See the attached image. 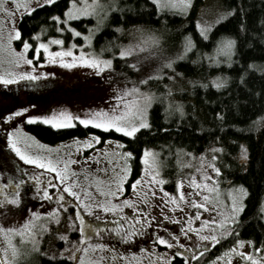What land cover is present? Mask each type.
<instances>
[{"label":"rangeland","instance_id":"1","mask_svg":"<svg viewBox=\"0 0 264 264\" xmlns=\"http://www.w3.org/2000/svg\"><path fill=\"white\" fill-rule=\"evenodd\" d=\"M26 2L27 0H17L20 5L17 7V3L7 0L6 7L11 11H0V75L14 80L7 84L0 82V179L16 182L31 176L33 182H25L18 189L19 204L7 203L4 207H0V229L20 231L21 226L27 222L36 242L32 243L31 239L21 242L18 235L8 233L18 251V254L12 257L9 250L8 259L12 261V264H35L39 255H44L66 257L73 264H81V258H83V264H170L172 257L180 254L185 258L186 264L203 261L207 255L205 253L216 242L202 240L200 236L214 234L218 242L224 232L221 222L226 218L236 220L241 210L233 217L232 205L235 203L239 207L243 205L244 199V194L240 191H227L222 187L217 173L209 167V163L217 165L216 159L214 161L211 159L218 153L214 151L216 148L212 147L203 154L181 155L172 176L164 172L158 153L147 149L150 150L149 155L145 156L144 151L142 155L144 165L137 178L143 176L145 183L137 185V188L133 190L132 183L137 179L130 184V157L124 155L128 152H125L119 143L108 141L101 144L100 139L93 140L95 136L90 135L49 145L41 143L26 131V124L43 123L39 120L30 122L29 116L54 117L55 122L64 125L59 128H68L80 123L75 117L92 118L93 114L100 110L111 114L110 110L125 107L123 101L134 100L133 94H125L127 90L134 87L151 94L152 106L156 98L151 85L153 80H156L157 84L159 82L165 84L172 92L181 91L188 82L177 71L176 63L186 59L193 47L184 52L185 39L180 36L164 28L139 27L129 31L127 42L122 48L129 50L131 54L124 57L118 54L119 60L115 62L114 58L105 57V54H100L93 49L95 34L101 28V22H99L91 33L75 30L81 34L79 35L81 43L72 40L66 44L63 35L52 36L47 40H39L32 50L31 47L25 50L23 44L17 45L20 36L16 38L13 29L18 30L22 17L29 14L23 7ZM194 2L195 0H192L191 7ZM40 3L41 6L44 5L42 0ZM100 3L102 7L97 8V14L94 16L103 19L107 7L101 0ZM36 4L37 0H30L29 6L36 9L38 8ZM191 7L185 11L179 8L165 9L185 14ZM225 11L222 0H204L197 12L196 21L211 23L212 26L206 33L208 34L217 24L213 23L214 21L219 18L220 22L225 18V13H228ZM87 17L72 18L67 21ZM199 31L201 32V29ZM10 35L12 38L9 40ZM73 36L79 37L74 33ZM85 36H90L89 41H85ZM55 39H60L63 43H52L51 41ZM154 39L158 42L154 43ZM41 43L48 45L49 52L70 50L72 55L50 57L45 54L43 48L37 49ZM10 49L18 53L22 52L23 56L32 63H25ZM81 53L86 58L99 57L109 60L111 66L100 71L88 64L73 63L74 58L78 59ZM181 53H183L182 58H177ZM53 60L56 62H52ZM61 60L64 64L71 63L73 66L66 67L60 63ZM168 60L172 61L171 67L167 66ZM25 72L31 73L37 79L33 80L29 77L14 79L11 75L14 73L18 77ZM42 73L46 75H41ZM142 80L145 83H140ZM28 81L35 83L25 90H13L14 84L21 85ZM37 83L51 84L50 88H37ZM151 106L147 108L148 125ZM21 109H27V111L21 112ZM12 113L19 114L11 115ZM69 115L73 118L70 122L66 119ZM9 116H11L10 119H5ZM83 126L95 127L94 124ZM141 128L144 127L138 130ZM8 133H12L14 138L20 137L18 146L22 150L27 146L30 154L40 156L45 163L51 159L57 171L21 160L9 146ZM88 141H91L90 147L86 146ZM153 162L155 168L151 167ZM66 163L67 180L62 183L57 176L65 174ZM125 169L128 170L126 178L123 175ZM146 173L156 174V180L162 179L164 182L149 184L148 182L153 180V175ZM193 179L197 184H206L208 187H193ZM116 181H122V192L115 196L101 195V190L115 191L118 186ZM177 182L180 183L179 189ZM65 184L71 188L72 192L78 193L79 198L70 192H65ZM44 189L48 191V198L43 196ZM145 193L148 195L146 196ZM165 193L168 195L165 196ZM181 193L184 195L183 200H180ZM61 196H63L62 200ZM125 199L130 200L132 205H124ZM97 204L109 207L116 204L120 207L115 211L104 212L103 208L96 206ZM199 204H204L205 207H199ZM32 213H37V217H33ZM77 213H79V219ZM145 213L148 215L146 216ZM132 217H140L141 221L148 220L145 226L146 232L138 239L133 237L131 240H124L122 239L124 231L133 224L141 225L132 220ZM213 220L217 223H211ZM121 224L123 227L118 228ZM189 224L192 231L187 226ZM202 224L206 226L201 228ZM231 224H225L224 227ZM197 232L200 235H197ZM82 236L86 237L83 242H81ZM158 236H163L172 244V247L160 244ZM61 237H67V239H61ZM243 242L244 247L234 245L231 249L235 247L236 251H229V249L224 254L209 259L206 264H228L229 260L232 264H252L251 260L244 261L238 254L245 250L264 264V254L255 251L256 248L252 243H248L249 241ZM98 244L107 245V247L103 250L95 249L94 246ZM5 247H7L5 233H0L2 260L5 258V253L2 251ZM141 247L146 249L144 253H140ZM85 249H87L86 252ZM132 253L136 254L135 258Z\"/></svg>","mask_w":264,"mask_h":264},{"label":"trees","instance_id":"2","mask_svg":"<svg viewBox=\"0 0 264 264\" xmlns=\"http://www.w3.org/2000/svg\"><path fill=\"white\" fill-rule=\"evenodd\" d=\"M101 2L107 7L103 19L90 16L67 24L64 12L71 6L70 0H56L34 9L18 24L17 45L27 41L32 50L39 40L62 35L66 44L72 40L81 43V36L75 38L71 30L87 33L101 22L93 49L117 62L130 30L164 28L192 41L193 48L187 58L176 63L177 71L188 82L181 91L172 92L165 84L153 80L156 98L149 110V126L131 137L80 123L54 128L37 122L26 124V131L49 145L90 135L99 137L101 144L119 143L125 152L132 153L130 184L142 171L146 149L158 153L169 176L174 175L181 155L203 154L212 147L222 149L216 155L220 184L227 191L242 186L247 194L235 222L226 227L230 234L223 232L203 261L196 264H206L209 259L224 254L237 240L251 241L264 254V0H222L228 13L208 32L207 39L201 35L196 21L204 0H195L185 14L167 9L157 14L152 0ZM113 4L116 9L110 11ZM53 17H60V22ZM224 39L235 41L230 54L218 51V44ZM241 145L247 151L246 156L241 155ZM35 264L73 262L66 257L39 255ZM170 264H186V260L175 254Z\"/></svg>","mask_w":264,"mask_h":264},{"label":"snow or ice","instance_id":"3","mask_svg":"<svg viewBox=\"0 0 264 264\" xmlns=\"http://www.w3.org/2000/svg\"><path fill=\"white\" fill-rule=\"evenodd\" d=\"M13 3H17V0H12ZM54 2V0H42V3L45 5H50ZM191 2L192 0H152V3L156 6L157 9V14H159L161 11H163L165 8H169V9H175V8H179L181 11H185L187 8L191 7ZM7 4V0H0V11H4V12H10L11 10L6 7ZM30 5V0H27L26 3H24L23 7L26 9L27 12L31 13L34 9L32 7L29 6ZM70 7L68 9L65 10L64 12V23L67 24V19H72V18H79V17H87V16H94L97 14V8L98 7H102L100 0H79V4L77 3V0H70ZM20 5L17 3V7H19ZM37 7L41 6L40 0H37ZM116 9V5L113 4L112 8L109 9L110 11ZM118 10V9H117ZM105 15H107V13H105ZM222 18V17H221ZM53 19H55L58 23L60 22V17H53ZM219 22V18L214 21L213 23H218ZM211 23L208 22H198L197 23V28L201 29V35L207 39V31L211 28ZM59 31H63L64 29H58ZM117 31H120L119 28L116 29ZM14 33H15V37L19 38L20 33L18 30L13 29ZM74 35H81L80 33L76 32L75 29H72ZM91 33V30H90ZM37 37L39 34H36ZM11 35L9 37V40L11 39ZM85 41H89L90 36H85L84 37ZM52 43L55 44H62L63 41L60 39H55L51 41ZM154 43H157L158 41H156L155 39L153 40ZM235 44L234 40L231 39H224L222 42H220L218 44V51H222V52H226V53H231V50L233 48ZM29 47H31V45L28 44L27 41L24 42L23 44V48L25 50H27ZM191 47H193L192 41L190 40V38H185V44H184V52H187L191 49ZM43 48L45 54H47L50 57H56V56H60L63 57L65 55H72L71 51L69 50L68 52H49L48 51V45L47 44H39L37 46V49ZM14 55L20 57V59L24 60L25 63L27 64H31L32 61L27 59L26 57L23 56L22 52H16L14 49H10ZM130 51L127 49H122L119 52V55L121 57L130 55ZM183 53L178 54L177 58H182ZM52 62H56L55 60H53ZM83 63V64H88L89 66L93 67V68H97L100 71H103L104 68L110 67L111 66V62L109 60H104L101 59L99 57H85V55L83 53H81L80 57L74 58L73 63ZM61 64H64V61L61 60L60 61ZM64 66L66 67H72L73 64H64ZM168 67L172 66V61L168 60L167 63ZM14 79H23L25 77H29L33 80L37 79V77L32 76L31 73H21L18 77L13 73L11 74ZM41 75H46V74H41ZM0 82H3L5 84L7 83H11L14 82V80H9L6 79L3 75H0ZM140 83H145V81H140ZM215 86L219 87V84H216ZM133 94L134 95V100L131 102L128 101H123V103L125 104V107L123 109H112L110 110L111 114L109 112H104L103 110H100L98 113H94L92 118H86V119H81L80 117H75V119L79 120L81 124L83 125H88V124H94L95 127L97 128H101L104 130H108V129H115L116 132H120V133H124L127 136H133L134 133L137 132L138 128L140 127H148V122H147V108L151 106V101H152V96L149 93H145L142 92L139 88L134 87L133 89L127 90L126 91V95L127 94ZM119 100V97L117 98ZM21 112L27 111V109H21ZM118 113V114H117ZM19 113H12L11 115H18ZM11 116L9 117H5V119H10ZM66 119L70 122L71 119H73L70 115L66 117ZM28 120L30 122L33 121H43L44 124H51L53 127L59 128L64 126L61 123H57L55 122V118L54 117H49V116H29ZM7 139H8V143L9 146L11 147L12 151L15 152V154L23 161H25L26 163L29 164H35L38 165L41 168H47L50 169L52 171H57V168L55 166V164L52 162L51 159H49L46 163L43 161V159L38 156V155H32L30 154L28 147L26 146L23 150L20 146H18L19 142H20V137L17 136L14 138L12 133H8L7 135ZM93 140H99V137H93ZM86 146H91V141L86 142ZM149 151L150 150H145V156L149 155ZM214 151H222V149H214ZM124 155L126 157H131L132 153H124ZM241 155L242 156H246L247 155V151L244 148L243 145H241ZM143 159V158H142ZM213 161L216 159V156H212L211 158ZM145 163H147V161H145ZM152 168H155V164L154 162L151 165ZM209 167L215 172L217 173V175L220 173V169L217 168L215 166L214 163H209ZM127 169H125L124 172V177L126 178L127 175ZM67 163L65 164V174L64 175H60L58 174L57 178L61 179L62 183L64 181L67 180ZM146 174H152L153 175V180L149 181L148 183H163L164 181L162 179H160L159 181L156 180V174L153 173H146ZM35 178V177H34ZM205 179H207L208 177H204ZM11 183V181L9 182ZM117 183V189L115 191L109 189L107 192H104L103 190H101V195H106V196H115L118 195L120 192L123 191V185H122V181H116ZM144 179L143 176L140 177L139 179H137L135 182L132 183V188L133 190H135L137 188V185H141L144 184ZM8 184H3L0 185V189H7L8 188ZM192 186L193 187H205L207 188L208 185L206 184H197L196 180L193 179L192 180ZM20 185L19 183L16 184L15 189L12 192H7V191H2L0 192V196H3V200H0V205L5 204V203H11V204H19L20 203V198H19V189ZM145 187H147V185H145ZM180 187V183L177 182V188L179 189ZM64 191L65 192H70L72 195L77 196V198H79V194L72 192L71 188L65 184L64 186ZM161 191H163V189H161ZM238 191H240L241 193H243L244 195L247 194L246 190L241 186ZM145 195L147 196L148 194L145 193ZM152 195H155V193H152ZM168 193H165V196H167ZM43 196L45 198L49 197L48 191L47 189L43 190ZM60 199H63V196L60 197ZM173 202H175V197L172 198ZM184 199V195L183 193H181L180 195V200ZM110 203V201H109ZM124 205H132V202L128 199H125L123 201ZM97 207H101L103 208L104 212H109V211H115L118 207H120L119 205L116 204H112L111 207L106 206L104 204H97ZM199 207H205L204 204H199ZM243 205L241 204L239 207H237V205L235 203H233L232 208L234 209L232 216L235 217L238 212L242 209ZM122 211V208H121ZM145 215L147 216L148 213H145ZM33 217H37V213H32ZM77 218L79 219V213H77ZM151 219H154V217H150ZM132 220H134L136 223L141 224L142 227L147 226L148 224V220H143L141 221L140 217H132ZM235 220L234 219H225L223 222H221V227L224 228V234H230V230L225 228L224 225L225 224H231L234 223ZM211 223L215 224L217 223V221L213 220ZM81 224L83 225V220H81ZM189 227V230L192 231L193 229H191L190 224L187 225ZM206 225H201V228L205 227ZM123 225H119L118 228H122ZM81 231L83 232V228H81ZM183 231V230H182ZM0 233H5V242L7 244V247H5L4 249H2V251L5 253V258L3 260H0V264H12V261L8 259L7 257V253L9 252V250H11V254L12 257H15L18 254L16 245L13 243V240L11 238V236L7 235L8 233H11L12 235H18L21 239V242L27 241L29 239H31V242L35 244L36 240H35V236L32 234L31 228L28 227V223L26 222L25 225L21 226V230L17 231L16 229H0ZM137 234H142V231L140 229H137L135 227V224H133L132 226L129 227V229H127L126 231H124L122 239L124 240H131L135 235ZM185 235H187V233H184ZM197 235H200L199 232H197ZM200 238L202 240H211L212 242H217L216 240V235H209V236H200ZM61 239H67V237H61ZM86 239V237H81V242H83V240ZM158 241L160 244H167L168 247H172V244L169 243L168 240H166L163 236H158L157 237ZM248 243H251V241H249ZM236 245H238L239 247H244V242L237 240L236 241ZM107 245H95L94 248L95 249H101L103 250L104 248H106ZM181 247H183V245H181ZM85 252L87 251V249L84 250ZM140 253H144L146 251V249H144L143 247H141L139 249ZM229 251H236V248L234 247L233 249H230ZM255 251L259 252L260 249H256ZM63 254V253H61ZM241 257L242 260L247 261V260H251L252 264H261L260 261H258L254 256H252L251 253L247 252L246 250L243 253H238ZM132 256L135 258L136 254L132 253ZM193 259H195V257H193ZM219 259V258H218ZM81 264H83V258H81ZM228 264H232V261L229 260Z\"/></svg>","mask_w":264,"mask_h":264},{"label":"flooded vegetation","instance_id":"4","mask_svg":"<svg viewBox=\"0 0 264 264\" xmlns=\"http://www.w3.org/2000/svg\"><path fill=\"white\" fill-rule=\"evenodd\" d=\"M33 83H35L34 81H28V82H24V83H22L21 85H18V84H14L12 87H13V90H15V91H19L20 89H28V87L31 85V84H33ZM51 84V83H50ZM50 84H46V85H44V84H36V86H37V88H50ZM11 181V183H9ZM29 181H31V182H33L32 181V178H31V176H28V177H26L25 178V180L23 179V178H21V179H19V180H17L16 182L15 181H13V180H3L2 178L0 179V185H3V184H8L9 186H8V188L5 190V189H0V192H2V191H7V192H11V189H15V186H16V184L17 183H19V185H20V187H19V189L21 188V186L23 185V183H25V182H29ZM11 184H13V185H11ZM0 200H3V196H0ZM7 203H5V204H2V205H0V207L1 206H3L4 207V205H6ZM135 227L137 228V229H140L141 231H142V234H137V235H135L134 237L135 238H140V237H142V235H144L145 234V232H146V230H145V226L144 227H142L141 225H136L135 224ZM145 238V237H144ZM0 260H2L1 259V257H0Z\"/></svg>","mask_w":264,"mask_h":264}]
</instances>
